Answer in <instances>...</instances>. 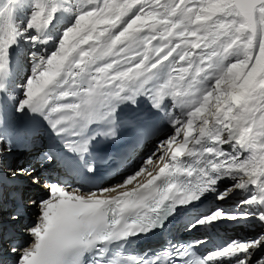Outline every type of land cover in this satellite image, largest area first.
<instances>
[{
    "label": "snow or ice",
    "instance_id": "obj_1",
    "mask_svg": "<svg viewBox=\"0 0 264 264\" xmlns=\"http://www.w3.org/2000/svg\"><path fill=\"white\" fill-rule=\"evenodd\" d=\"M23 117L46 122L69 172L96 174L98 138L130 129L155 143L85 192L44 175L57 156ZM14 138L43 166L0 163V264H264V231L202 254L199 239L128 248L182 214L189 231L264 225V0H0V158ZM233 196V210L215 203ZM29 209L20 241L8 226Z\"/></svg>",
    "mask_w": 264,
    "mask_h": 264
},
{
    "label": "bare ground",
    "instance_id": "obj_2",
    "mask_svg": "<svg viewBox=\"0 0 264 264\" xmlns=\"http://www.w3.org/2000/svg\"><path fill=\"white\" fill-rule=\"evenodd\" d=\"M23 48H21L20 50H18L17 52V63L19 65H21V69H20V74L23 75V71L24 68L27 67V63H26V59L23 58ZM146 101L144 100V98H140V110H144L146 108ZM23 121L25 123H27L28 121H30L31 119L29 117H23L22 118ZM167 130V129H165ZM134 132V131H133ZM135 135V141H137V137H136V133L134 132ZM31 139L35 140V144L37 148H44V144L45 142L42 141V138H40L39 136H33L31 137ZM155 143V137L150 138L148 141H146L141 147H138L134 150V154L132 156H130L128 158V163L127 165H124L120 171L117 173V175L115 176V180L112 184H107L104 185V187H109L115 183H117L119 181V175L121 173H126L127 170L136 167L139 162L138 159L140 157H142V159L146 156V154H148L152 149H153V144ZM11 147V152H16L12 157V165H33L32 167H35L36 161L37 159L35 158L36 156V152L35 149H33L32 145L30 143H28L26 145V143L21 140L20 138H17V140L13 143L10 144ZM17 148H19V150L17 151ZM61 171V169H60ZM63 172V171H61ZM20 180L23 181L24 187L26 186L25 180L23 177L20 178ZM226 182V181H225ZM224 184V183H223ZM222 184V185H223ZM221 185V186H222ZM30 189L32 191L33 194H35V197L38 194H42V188H27ZM83 191H87L85 188H83ZM237 196H233L232 199H228L225 201H216L215 203H217L220 207H223L225 209H229V210H233L236 207V200H237ZM211 199V198H210ZM207 205L203 204L200 205L199 207L203 208L206 207ZM29 216L31 217V219H34V212L32 209H29L28 211ZM185 220H186V215H180L177 216L175 224H174V230H177L176 232L181 233V235L184 234V231L186 233H190V235H195L196 237H199L200 239H204L211 242V247L208 248V250L213 249L215 246H217L220 243H224V241L226 240L225 236L227 238H234V239H238V238H243V237H248V236H252L258 233V230L264 231V225L260 224L259 222L255 221V220H236L239 222H235L232 220H228V219H224L221 221H218L217 223H215V225L209 229H204V228H197L194 231H189L185 228ZM235 222V223H234ZM233 225V226H232ZM223 230L225 232H223ZM224 234V235H223ZM259 255V254H257ZM255 259V257H254Z\"/></svg>",
    "mask_w": 264,
    "mask_h": 264
},
{
    "label": "rangeland",
    "instance_id": "obj_3",
    "mask_svg": "<svg viewBox=\"0 0 264 264\" xmlns=\"http://www.w3.org/2000/svg\"><path fill=\"white\" fill-rule=\"evenodd\" d=\"M228 184H230V181H226V182H224V184L221 186L222 188L224 187V186H226V185H228ZM238 200H239V198H237V200H236V204H238ZM261 232V230H258V233L257 234H259ZM256 235V234H255Z\"/></svg>",
    "mask_w": 264,
    "mask_h": 264
}]
</instances>
